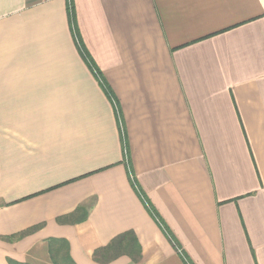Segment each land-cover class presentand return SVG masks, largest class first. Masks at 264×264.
<instances>
[{
    "label": "crops",
    "instance_id": "crops-1",
    "mask_svg": "<svg viewBox=\"0 0 264 264\" xmlns=\"http://www.w3.org/2000/svg\"><path fill=\"white\" fill-rule=\"evenodd\" d=\"M53 239L264 264V0H0V264Z\"/></svg>",
    "mask_w": 264,
    "mask_h": 264
},
{
    "label": "trees",
    "instance_id": "trees-1",
    "mask_svg": "<svg viewBox=\"0 0 264 264\" xmlns=\"http://www.w3.org/2000/svg\"><path fill=\"white\" fill-rule=\"evenodd\" d=\"M72 17H73V22H74V19H75L74 13H73ZM75 38L77 40L79 52H80L83 60L85 61L87 66L91 69V71H93L100 78V72H99L94 60L92 59L91 55L87 51L85 45L83 44L81 37L75 36ZM101 82H102V80H101ZM101 84L103 85V89L105 90V93L108 95V97L113 98V94H112L111 90L106 86V84L104 82H102ZM135 187H136V184H135ZM141 195H142V193H141ZM142 198L145 201V204H146L147 208L149 209V211L151 212V214L153 215V217L155 219H157V221L162 222L160 220L159 215L155 211V209L146 200L145 196H143ZM80 212H82V211L76 212L74 214V216L79 215ZM163 228L165 229L167 234L169 236H171L170 233L167 231L166 227L164 226V224H163ZM130 238H131L130 234H125V235L117 238L108 247L98 250L96 252V257L98 258L101 256L102 257L108 256L107 258L106 257L105 258L107 261H109V260H112V259L118 257L119 255H121V253L123 251L126 250L127 253L131 254L134 257V260H138L141 256L140 245L138 244V242L135 238H133V239H130ZM171 238H172V236H171ZM172 240L174 241L173 238H172ZM174 243H175L177 249H179L178 244L176 242H174ZM49 245H50L49 247H50L51 257H52L54 264H74V262L72 261V259L70 257L69 245H68L67 241L53 239L49 242ZM134 253H135V255H137V257L134 256ZM186 264H190L187 259H186Z\"/></svg>",
    "mask_w": 264,
    "mask_h": 264
}]
</instances>
